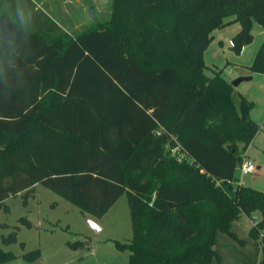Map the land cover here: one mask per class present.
Wrapping results in <instances>:
<instances>
[{
  "label": "trees",
  "instance_id": "16d2710c",
  "mask_svg": "<svg viewBox=\"0 0 264 264\" xmlns=\"http://www.w3.org/2000/svg\"><path fill=\"white\" fill-rule=\"evenodd\" d=\"M4 1L0 207L42 183L99 216L125 191L127 264H211L217 231L241 242L230 225L243 214L264 264V191L234 182L258 130L254 104L221 70L207 75L203 58L212 30L231 21L233 51L251 42L264 0H110L106 19L51 37ZM248 69L264 73V40ZM12 256L0 249V262Z\"/></svg>",
  "mask_w": 264,
  "mask_h": 264
},
{
  "label": "rangeland",
  "instance_id": "374dc122",
  "mask_svg": "<svg viewBox=\"0 0 264 264\" xmlns=\"http://www.w3.org/2000/svg\"><path fill=\"white\" fill-rule=\"evenodd\" d=\"M229 50L234 52L232 48ZM208 63L204 72L209 76L221 69V74L230 81L239 76L238 70L225 68L224 63L219 67L211 65L209 60ZM259 140L246 147L249 159L259 168L242 175L237 165L235 181L264 191V148L261 147L264 143ZM85 214L42 183H36L25 195H10L0 207V249L14 256L0 264H31L33 260H27L24 254L34 249L41 259L38 264H127V242L132 229L126 192L101 215H88L96 227L87 223ZM250 225L245 215L237 219L234 228L241 242L218 231L214 244L218 255L211 264H256L260 248L249 235ZM12 231L16 239L4 242L3 236ZM73 241L81 244L71 247Z\"/></svg>",
  "mask_w": 264,
  "mask_h": 264
},
{
  "label": "crops",
  "instance_id": "0c3cea01",
  "mask_svg": "<svg viewBox=\"0 0 264 264\" xmlns=\"http://www.w3.org/2000/svg\"><path fill=\"white\" fill-rule=\"evenodd\" d=\"M108 4H110V0L4 1L5 8L12 19L45 37L54 36L59 29L71 35L73 34V31H70L71 29L80 30L98 20L106 19L109 14ZM228 19H232V17H228ZM239 28V22L231 21L223 27L213 29L211 32L212 39L203 52V58L206 67L209 60L211 65L219 67L221 63H224L225 68L238 70L237 75L239 76L250 75V79L240 81L235 88L254 104L249 112L250 118L258 125V130L251 140L253 145L259 139L264 143V73L251 72L248 66L252 62L260 43L264 40V27L253 21L251 27L253 38L251 42L245 44L239 53H234L229 49L232 46V36ZM224 58L225 61H223ZM224 77L230 80L226 76ZM260 134L261 136H259ZM261 147L264 148V145ZM245 155L246 157L249 156L247 149ZM237 219L231 221L230 228L238 236L234 228ZM217 233L218 231L215 239Z\"/></svg>",
  "mask_w": 264,
  "mask_h": 264
},
{
  "label": "built area",
  "instance_id": "2783aa9c",
  "mask_svg": "<svg viewBox=\"0 0 264 264\" xmlns=\"http://www.w3.org/2000/svg\"><path fill=\"white\" fill-rule=\"evenodd\" d=\"M178 146H175L172 148V152H176L178 150ZM256 169L255 164L253 163L252 160H250L248 157H246L245 152L242 155V161L239 164V171L240 173L246 174V173H250L252 171H254ZM256 221V218L253 217L252 219V223H254Z\"/></svg>",
  "mask_w": 264,
  "mask_h": 264
},
{
  "label": "water",
  "instance_id": "95a60500",
  "mask_svg": "<svg viewBox=\"0 0 264 264\" xmlns=\"http://www.w3.org/2000/svg\"><path fill=\"white\" fill-rule=\"evenodd\" d=\"M247 79H250V75H247V76H238V77H236L235 79H233V80H231L230 82H231V84L233 85V86H236L240 81H242V80H247ZM85 218H86V221H87V223L90 225V226H92V227H96V225L92 222V220L89 218V216H88V214H85ZM40 258H36V259H34L33 261H32V263L31 264H38L39 262H40Z\"/></svg>",
  "mask_w": 264,
  "mask_h": 264
}]
</instances>
